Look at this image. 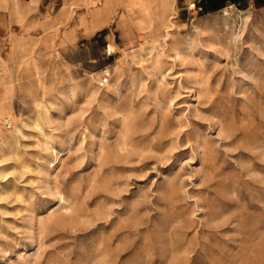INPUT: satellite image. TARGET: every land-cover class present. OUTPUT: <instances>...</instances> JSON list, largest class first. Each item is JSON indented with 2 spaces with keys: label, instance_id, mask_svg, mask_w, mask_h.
I'll list each match as a JSON object with an SVG mask.
<instances>
[{
  "label": "rangeland",
  "instance_id": "374dc122",
  "mask_svg": "<svg viewBox=\"0 0 264 264\" xmlns=\"http://www.w3.org/2000/svg\"><path fill=\"white\" fill-rule=\"evenodd\" d=\"M197 1L0 0V264H264V5Z\"/></svg>",
  "mask_w": 264,
  "mask_h": 264
},
{
  "label": "trees",
  "instance_id": "16d2710c",
  "mask_svg": "<svg viewBox=\"0 0 264 264\" xmlns=\"http://www.w3.org/2000/svg\"><path fill=\"white\" fill-rule=\"evenodd\" d=\"M246 0H200L199 7L202 8L200 14H207L222 10L227 3L240 4ZM258 5H264V0H258Z\"/></svg>",
  "mask_w": 264,
  "mask_h": 264
},
{
  "label": "built area",
  "instance_id": "2783aa9c",
  "mask_svg": "<svg viewBox=\"0 0 264 264\" xmlns=\"http://www.w3.org/2000/svg\"><path fill=\"white\" fill-rule=\"evenodd\" d=\"M199 3H200V0L197 1L195 4H192L193 8H197V10L199 11V13L202 11V8L199 7Z\"/></svg>",
  "mask_w": 264,
  "mask_h": 264
},
{
  "label": "bare ground",
  "instance_id": "6f19581e",
  "mask_svg": "<svg viewBox=\"0 0 264 264\" xmlns=\"http://www.w3.org/2000/svg\"><path fill=\"white\" fill-rule=\"evenodd\" d=\"M226 15H229V13H226ZM229 135V134H228ZM57 219V218H56ZM65 221V220H64ZM79 221V220H78ZM65 223V222H64ZM71 228V227H70Z\"/></svg>",
  "mask_w": 264,
  "mask_h": 264
}]
</instances>
